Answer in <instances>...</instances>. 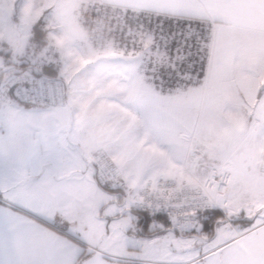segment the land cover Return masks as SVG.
Wrapping results in <instances>:
<instances>
[{
	"label": "snow or ice",
	"instance_id": "1",
	"mask_svg": "<svg viewBox=\"0 0 264 264\" xmlns=\"http://www.w3.org/2000/svg\"><path fill=\"white\" fill-rule=\"evenodd\" d=\"M122 16L114 159L81 149L55 60L0 84V142L25 141L0 150V264H264V0Z\"/></svg>",
	"mask_w": 264,
	"mask_h": 264
},
{
	"label": "rangeland",
	"instance_id": "2",
	"mask_svg": "<svg viewBox=\"0 0 264 264\" xmlns=\"http://www.w3.org/2000/svg\"><path fill=\"white\" fill-rule=\"evenodd\" d=\"M8 0L7 4H1L4 12H14L17 16L19 12L23 11L26 6L29 10L34 11L39 9V4L47 2L49 6L48 13L45 17L49 23L50 32L48 35L49 44L46 48L37 51L34 45H28L27 49L21 50L14 58L16 67L11 70L14 72L19 69L21 62L25 59L40 60L41 58H48L55 60L58 63L60 74L71 84L75 85L71 93H76V102L73 103L72 108L75 109L81 102H91V106L95 107L94 112L100 121L109 118V122L113 120L114 125L110 127L107 132L109 139H115L116 142L122 146L130 134V122L122 115H118V111L114 108H104L101 103V98L97 93L91 99H87L83 94L86 91L85 80L95 78L92 80H99L105 75H123L125 71L124 60L127 58L123 47V42L120 38V30L123 27L122 10L111 8V14L105 21V35L102 45H98L93 41L91 35V24L95 14L96 8L101 5L97 0ZM13 2L15 5L13 6ZM3 3V1H2ZM38 4V6H37ZM11 8H7V7ZM34 8V9H33ZM107 8V7H106ZM38 11V10H37ZM56 12L62 18L55 19L51 12ZM9 13V12H8ZM88 17V24H85V16ZM106 16V14H105ZM6 23L8 29L12 25L10 16ZM6 25V26H7ZM8 32V31H7ZM3 38V33L0 31V39ZM96 86L94 89L98 91L100 83L92 84ZM100 103V104H99ZM95 104V105H94ZM105 110L109 113H105ZM114 113V114H113ZM107 114H111L106 116ZM112 118V119H111ZM111 119V120H110ZM108 126H110L108 124ZM110 155V154H109ZM112 158V157H111Z\"/></svg>",
	"mask_w": 264,
	"mask_h": 264
},
{
	"label": "crops",
	"instance_id": "3",
	"mask_svg": "<svg viewBox=\"0 0 264 264\" xmlns=\"http://www.w3.org/2000/svg\"><path fill=\"white\" fill-rule=\"evenodd\" d=\"M42 1H46V0H42ZM97 1L102 2L108 6H111L117 10H123V6L125 3V0H97ZM7 2L8 0H0V8L2 9L1 4L4 3L7 4ZM47 2L48 1H46L44 5L39 4L38 6L37 4L39 9H36L35 6L34 11L29 10L28 7L25 6L23 8V11L22 12L20 11L17 16H14V12H12V9L11 12L8 11L9 13L4 12L5 10L1 11L0 9V31L3 33V38L0 39V43H1L0 73L2 72L3 74L12 73L13 71L11 69L16 67V64H14L13 62L15 56L18 53H20L21 50L27 49L28 45H33L30 42V38L32 36V28L40 19H44L46 22L47 40H48L50 28H49V23L45 17V14L48 13V10L50 8L49 6H47ZM14 5L15 2H13V6ZM7 8L9 9L11 7L8 6ZM6 15L10 16L12 20V22H10L12 23V25H10V29H8V25L6 23V20L8 19ZM51 15L53 16V18L58 20L59 18H62V16H60L54 11L51 12ZM48 44H49V40H48ZM36 50L39 51L38 49ZM2 52L7 53V57L4 56ZM6 60L10 62H6ZM121 77L122 75H114V76L105 75L104 77H100L99 80H92L95 78H89V80H85V83H87L88 85L85 86L86 91H84L83 94L86 95L85 97L87 99L88 98L91 99L94 95L98 93L101 98V101H103L101 105H103L104 108H114L116 109L117 112L119 108L117 105L111 103L110 98L118 90V84ZM94 83H100L97 92L94 90L96 86L92 85ZM75 102H76V93L72 94L70 90L69 110L71 113V122L74 128L75 137L79 142L81 149L85 151L90 157L94 158L96 151L100 148H104L110 154L112 159H114L116 153L121 148V146L119 145L118 142H116L114 138L109 139L107 135V132L109 131L108 129L110 127L112 128V124L114 125L113 120L110 123L109 118L106 117V119H104L101 122L98 116L94 113L96 112V110L94 106H91L93 104L91 102H87V103L81 102L79 106H76V108L73 109L72 105L73 103L75 104ZM105 113H109V112L105 110ZM109 115L111 114H107L106 116ZM108 124L110 126H108ZM0 150H3L5 152L11 150L21 153L25 150V141L23 139H18L15 142H9L7 139H5L2 142H0ZM2 259L7 261L9 257L4 256L2 257ZM118 264H123V262L118 261Z\"/></svg>",
	"mask_w": 264,
	"mask_h": 264
},
{
	"label": "built area",
	"instance_id": "4",
	"mask_svg": "<svg viewBox=\"0 0 264 264\" xmlns=\"http://www.w3.org/2000/svg\"><path fill=\"white\" fill-rule=\"evenodd\" d=\"M98 2V1H97ZM101 6L99 8H96L92 26H91V35L93 37V41L96 42L98 45H102L104 35H105V17L109 16L111 14V6H108L102 2H98ZM107 7V8H106ZM106 14V16H105ZM24 69H17L12 73H5L3 75V78L0 82V84H4L5 82L9 81L12 78H19L23 75ZM70 103V95H69V102ZM94 158L100 159V160H108L111 158L109 153L104 148H100L96 151Z\"/></svg>",
	"mask_w": 264,
	"mask_h": 264
},
{
	"label": "trees",
	"instance_id": "5",
	"mask_svg": "<svg viewBox=\"0 0 264 264\" xmlns=\"http://www.w3.org/2000/svg\"><path fill=\"white\" fill-rule=\"evenodd\" d=\"M88 17L89 15L85 16V24H88ZM30 42L35 45L36 49L41 50L45 48L48 44L47 40V30H46V22L44 19H40L32 28V36L30 38ZM1 46V43H0ZM2 54H7L2 52ZM5 56V55H4ZM19 68L23 69L21 65ZM3 72L0 73V82L3 78Z\"/></svg>",
	"mask_w": 264,
	"mask_h": 264
}]
</instances>
